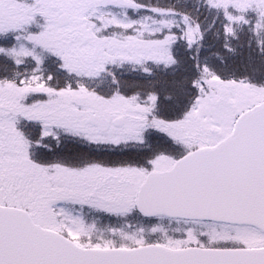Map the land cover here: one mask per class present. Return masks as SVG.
<instances>
[{
  "label": "snow or ice",
  "instance_id": "6c2138e0",
  "mask_svg": "<svg viewBox=\"0 0 264 264\" xmlns=\"http://www.w3.org/2000/svg\"><path fill=\"white\" fill-rule=\"evenodd\" d=\"M0 264H264V0H0Z\"/></svg>",
  "mask_w": 264,
  "mask_h": 264
}]
</instances>
